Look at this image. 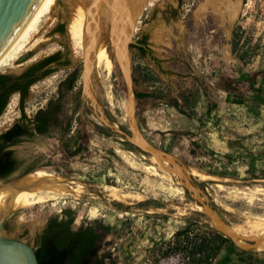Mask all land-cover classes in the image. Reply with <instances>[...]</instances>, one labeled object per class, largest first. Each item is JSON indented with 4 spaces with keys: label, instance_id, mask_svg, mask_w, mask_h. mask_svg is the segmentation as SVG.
<instances>
[{
    "label": "rangeland",
    "instance_id": "374dc122",
    "mask_svg": "<svg viewBox=\"0 0 264 264\" xmlns=\"http://www.w3.org/2000/svg\"><path fill=\"white\" fill-rule=\"evenodd\" d=\"M91 1L57 0L39 24L33 45L0 75L18 74L67 51L71 65L32 86L24 105L33 118L53 103V110L60 111L56 127L48 135L25 140L16 153L24 170H43L81 182L92 194L10 210L2 234L36 247L48 221L71 210L74 229L95 225L104 234L99 256L111 255L106 264H181V253L165 255L169 242L194 220L219 230L208 210L230 227L264 218V104L253 102L257 94L264 97V91H257L264 87V0H183L181 4L179 0H104L99 21H91L85 47L80 49L69 26L76 8L83 5L89 12ZM128 5L132 12L141 8L134 38L149 36L161 68L131 44L120 47L124 68L117 62L115 27ZM59 23L67 25L68 33L51 36ZM125 25L132 35L128 19ZM92 40L95 52H87ZM101 47L110 53V68L103 64L98 68ZM26 55L29 60L22 62ZM126 69L132 72L133 89ZM74 70H80L81 76L68 92L66 80ZM220 75L234 79L233 102L218 86ZM243 75L247 80L240 84ZM136 92L162 97L137 99ZM21 116L16 93L0 117V132ZM132 126L154 148L171 155L179 171L159 167L148 152L133 144ZM120 153L130 156L136 167ZM191 176L200 188L186 187ZM22 177L0 180V185ZM116 189L144 199L113 200L108 193ZM237 246L229 264H264V252Z\"/></svg>",
    "mask_w": 264,
    "mask_h": 264
},
{
    "label": "trees",
    "instance_id": "16d2710c",
    "mask_svg": "<svg viewBox=\"0 0 264 264\" xmlns=\"http://www.w3.org/2000/svg\"><path fill=\"white\" fill-rule=\"evenodd\" d=\"M57 33L58 35H66L68 33L67 25L59 23L51 35ZM148 41L149 36L145 35L139 43L131 44V48L138 49L143 58L152 57L156 65L161 68V61L155 55L150 56V50L147 47ZM70 65L71 61L67 51H58L26 68L22 73L0 75V117L7 108L11 97L16 93L21 94L22 117L16 121L13 128L5 136L33 138L36 135L35 131L40 135H48L56 127L53 122L60 111L53 110V103L50 107L40 110L33 118L27 116L24 105L30 98L32 86L60 68ZM80 76V70H74L70 73L66 80L68 92L75 89ZM246 80L247 76L243 75L239 83L243 84ZM234 84L232 77L218 76V86L228 94L229 102L234 100ZM252 87L254 88L255 84H252ZM257 91L263 92L264 87ZM135 95L137 99L162 97L161 95L142 92H136ZM253 102L264 104L263 95L254 96ZM3 137L0 136V139ZM24 141V139H17L13 143L19 144ZM14 165L12 153L3 152L0 149V177H8ZM31 171V168L25 170L23 176ZM214 176L224 175L215 173ZM229 177L233 178V176ZM189 182L195 188H200L199 182L193 176L189 178ZM75 220L74 212L65 210L63 218L55 216L48 221L42 233L39 234L35 247L40 264H106L107 260L111 258L110 254L99 256L104 238V234L100 233L99 228L95 225H89L74 230ZM106 231L108 230L106 229ZM238 249L237 243L224 232L194 220L190 222L189 227L174 235L173 241L169 242V248L165 255L171 257L172 253H181L183 256L181 264H229L232 261V254Z\"/></svg>",
    "mask_w": 264,
    "mask_h": 264
},
{
    "label": "bare ground",
    "instance_id": "6f19581e",
    "mask_svg": "<svg viewBox=\"0 0 264 264\" xmlns=\"http://www.w3.org/2000/svg\"><path fill=\"white\" fill-rule=\"evenodd\" d=\"M56 2L57 0L41 1L17 37L0 55V72L6 68L12 67L20 58L21 54L25 52L27 46L31 44L33 45L34 41L32 40L38 32L39 24L42 22L43 18H46V16L52 13ZM152 4L153 3L150 2L149 5L152 6ZM135 8L138 9L137 6ZM75 12V15H73L74 17L70 22L69 32L71 39L77 42L80 49H84V45L87 41L86 37L88 38V36H86V31H88V20H86V16L88 14L87 7L80 5L76 8ZM96 62L98 68H100L102 64L108 68L111 67L112 62L110 53L106 47H101L99 49L96 55ZM129 131L131 132L129 140L136 146L140 147L143 151L148 152L150 154V160L153 163L163 169L171 170V172L179 171L178 166H175V164L173 165V157L154 148L151 143L146 141L140 135V131L138 132L136 126H132ZM121 155L127 163H129L132 167H136V164L130 156H126L124 154ZM185 185L190 190L196 189L189 182H186ZM0 187V223L10 210L33 207L50 200H55L58 197L66 198V196H74V198H82L86 194H92V192L87 191V185L81 182L57 177L52 173H48L43 170L33 172L29 176L27 175V177L25 176L21 180L11 183L9 186L2 187L0 185ZM118 190L109 191L108 196L113 200L122 203H128V201H132V199H135V201H141L144 199L142 198L143 195L140 197L127 193H120ZM205 209H207V207ZM207 214L211 217L215 227L230 236L241 248L254 250L255 252H264L263 217L246 222L247 224L245 226L230 227L216 213L208 210Z\"/></svg>",
    "mask_w": 264,
    "mask_h": 264
},
{
    "label": "water",
    "instance_id": "95a60500",
    "mask_svg": "<svg viewBox=\"0 0 264 264\" xmlns=\"http://www.w3.org/2000/svg\"><path fill=\"white\" fill-rule=\"evenodd\" d=\"M42 0H0V55L7 49L12 41L17 37L25 24L28 22L32 14L35 12ZM104 0H92L90 4V10L88 12V29L92 27L91 21L98 22L100 18V11L103 7ZM116 4L113 2L114 12L116 11ZM146 10V7H143ZM132 8L126 6V13L120 15L121 21L116 29V37L114 39L115 53L117 62L123 67L119 60V51L122 45L137 44V40L140 36H135L136 27L135 20L140 16V7ZM126 19L129 20L133 34H129L125 30ZM131 39V40H130ZM95 52L94 40L90 42L88 50ZM29 60L28 55L21 58L22 62ZM129 78V86L131 89L134 87V80L132 72L126 69ZM31 173L26 174L25 176ZM24 176V177H25ZM22 177V178H24ZM18 179L17 181L21 180ZM12 182H9L2 187L9 186ZM190 183V182H189ZM191 184V183H190ZM1 188V187H0ZM5 219V217H4ZM4 219L0 223V264H40L36 253V248L26 241L16 239L2 234L4 227Z\"/></svg>",
    "mask_w": 264,
    "mask_h": 264
},
{
    "label": "flooded vegetation",
    "instance_id": "af4514ba",
    "mask_svg": "<svg viewBox=\"0 0 264 264\" xmlns=\"http://www.w3.org/2000/svg\"><path fill=\"white\" fill-rule=\"evenodd\" d=\"M179 2H180V4L183 2V0H179ZM56 35H58V33L57 34H55V35H51V36H56ZM145 35H147V34H141L140 35V39H138L137 40V43H139L142 39H143V37L145 36ZM148 49L150 50V56H153V55H155L154 54V52L151 50V48L149 47V44H148ZM149 58H151L152 59V57H149ZM153 60V59H152ZM154 61V60H153ZM155 62V61H154ZM52 65H54V64H52ZM24 71V70H23ZM22 71V72H23ZM22 72H20V73H22ZM40 82V81H39ZM20 94V93H19ZM20 96H21V94H20ZM40 110H42V109H40ZM39 110V111H40ZM38 111V112H39ZM37 112V113H38ZM37 113L35 114V116L37 115ZM34 116V117H35ZM22 117V116H21ZM20 117V118H21ZM19 118V119H20ZM54 121H55V119H54ZM16 123V122H15ZM14 123V124H15ZM54 123V122H53ZM14 124H13V126H14ZM13 126L12 127H10V128H7L5 131H3V132H0V136H4L3 138H1L0 139V149H2V151L3 152H10V153H12V158L14 159V161H15V165H14V167L12 168V171H11V173H10V175L8 176V177H4V178H1L0 177V180H7V179H9V178H11V177H22L23 176V173H24V169L22 168V164H21V160H20V158H19V156L17 155V153H16V149L20 146V144H22V143H19V144H16V143H13L15 140H17V139H24V140H27V139H30V138H28V137H23V136H13V137H10V136H5L12 128H13ZM36 132V135H40V134H38L37 133V131H35ZM74 230H76V229H74Z\"/></svg>",
    "mask_w": 264,
    "mask_h": 264
}]
</instances>
